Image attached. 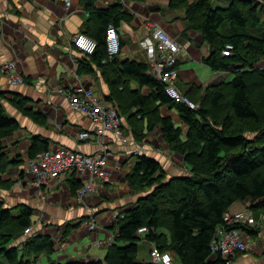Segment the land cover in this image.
I'll return each mask as SVG.
<instances>
[{"label": "trees", "instance_id": "1", "mask_svg": "<svg viewBox=\"0 0 264 264\" xmlns=\"http://www.w3.org/2000/svg\"><path fill=\"white\" fill-rule=\"evenodd\" d=\"M80 1L91 19V24L81 32L97 45L93 53L79 61L76 73L93 75L99 68L109 88L104 98L115 105L123 130L125 123L132 138L142 142L144 124L146 131L158 129L168 149L180 157L177 173L168 175L153 157L135 156L125 178L135 192L143 194L131 208L117 215L116 231L103 259L84 264H153L138 260L139 241L160 251L173 252L174 264H226L225 259L218 254L212 256L209 250L210 239L222 224L224 212L237 201L252 199L255 202L248 207L257 220L264 214V64L258 66L264 61V0H229L226 7L214 6L212 0H168L171 9H184L182 33L195 30L209 44L211 51L203 62L213 71L232 75L228 80L207 85L200 96L187 93L198 100L197 109L170 99L163 84L149 74L147 63L118 61L117 55L108 57L107 25L117 29L120 21H131L132 14L124 12L118 3L99 10L95 0ZM226 44L231 45L229 55L222 54ZM130 82L137 83L138 88L131 89ZM142 86L148 92L142 93ZM30 101L17 92L0 90L2 189H10L14 183L10 178L2 179V175L10 167L23 164L17 156L10 158L3 151V139L20 127L4 104L47 128V115L29 107ZM162 107L173 110L178 122L162 114ZM182 124L187 127L184 135ZM49 147V138L32 134L27 157H35ZM68 176L65 179L75 195L81 182L74 174ZM33 215L34 207L25 203L8 207L0 198V264H30L53 252L54 243L49 235L34 231L24 235V230L36 222ZM84 218L87 217H80L76 223L67 221L62 236H67ZM140 227L147 228L142 235L137 233ZM234 227L253 237L261 228L260 222L253 227Z\"/></svg>", "mask_w": 264, "mask_h": 264}, {"label": "crops", "instance_id": "2", "mask_svg": "<svg viewBox=\"0 0 264 264\" xmlns=\"http://www.w3.org/2000/svg\"><path fill=\"white\" fill-rule=\"evenodd\" d=\"M117 3L124 12L133 16L131 21H120L117 26L121 43L118 61L147 63L148 50L142 45V41L150 36L151 28L157 24L180 47L176 86L182 94L200 96L207 85L224 79V71H213L203 62L211 50L201 35L195 30L182 33L185 28L184 9H171L167 5L168 0L94 2L99 10H106ZM70 4L69 9H65L58 0H0V66L9 59H15L25 78L22 84L12 87L0 70V90L17 92L30 98L29 107L47 115V128H43L5 105L7 111L18 120L20 127L13 135L3 139V151L10 158L17 156L23 163L32 134L49 138L50 146L64 145L85 152H93L100 147L98 141L76 139L77 131H93L96 124L73 112L68 99L55 90L58 86L74 84L73 73L77 71L79 61L87 57L71 44V37L89 26L91 19L80 0H70ZM227 5L228 2L220 7ZM100 71L97 68L93 75H79L87 79V84L96 93L106 96L109 88ZM129 87L136 89L138 85L130 82ZM140 91L146 93L148 89L142 86ZM163 109L165 108H161L162 114L170 115L178 122L173 110ZM181 127L184 135L187 127L185 124ZM142 132L144 138L142 142H137L132 138L128 125L124 123L123 142L114 140L111 134H107L103 143L109 151L107 165L111 167L110 180L101 184L83 205L75 201L66 179L61 185L52 181L43 187L46 199L42 200L36 189L25 182L23 174L21 178H17L22 164L10 167L9 172L2 175L4 180H14L10 189L0 188V198L5 205L12 207L25 203L34 207L33 217L36 222L32 232L49 235L53 240V254L43 264H84L103 259L116 231L114 221L117 215L131 208L143 194L135 192L125 178L135 161L132 151L138 150L140 154L153 157L162 164L168 175L177 173L176 166H180V157L168 149L161 140L158 129L153 132L146 131L144 124ZM252 202V199L237 201L229 210H239L246 203ZM87 215L96 222L93 231L86 230L82 220L67 236H62L61 232L67 221L76 223L80 217ZM260 226L255 238L258 241L257 246L253 250L237 254L229 264H264V215ZM86 233L89 237L87 242L82 238Z\"/></svg>", "mask_w": 264, "mask_h": 264}, {"label": "built area", "instance_id": "3", "mask_svg": "<svg viewBox=\"0 0 264 264\" xmlns=\"http://www.w3.org/2000/svg\"><path fill=\"white\" fill-rule=\"evenodd\" d=\"M58 1L62 2L65 9H69L70 0ZM105 43L109 58L120 52L119 33L112 24H108L105 29ZM71 44L83 55L93 53L97 45L93 38L83 32L74 34ZM142 45L147 50L151 48L150 51L148 50V72L152 78L163 84L164 93L175 103H183L191 109H197L198 103L182 94L176 86L177 60L180 51L178 43L167 31L155 24L150 30V36L142 41ZM229 51H231V45L226 44L222 54L229 55ZM0 70L6 77L9 86L15 87L23 83V75L19 71L15 59H9L1 64ZM73 79V85L58 86L60 89L58 92L68 99L73 112L89 118L96 124L93 131L87 129L77 131L76 139L98 141L101 147L96 151L85 153L64 145L50 146L48 150L38 153L35 157H26L21 172L25 182L36 189L37 195L42 200L46 199L43 187L48 186L52 181L61 185L69 174H74L81 182V186L75 191V201L83 205L101 184L110 180L111 167L107 165L109 151L103 143L107 134H111L114 140L121 142L124 141V134L122 118L115 105L107 101L103 95L96 93L87 84L85 77H81L75 72ZM132 154L138 155L140 152L134 150ZM248 205L246 203L239 210L225 211L222 224L216 227L210 239L211 255L218 254L226 260V264H229V260L236 257L237 254L253 250L258 244L256 237L234 227V225L253 227L261 222L262 216L257 220ZM83 225L89 231L96 228L95 220L90 217ZM32 227H27L24 230L25 236L32 231ZM146 229V227H140L137 229V233L142 235ZM149 257L153 264H174L173 252L160 251L154 245H151L149 249ZM30 264H36V262Z\"/></svg>", "mask_w": 264, "mask_h": 264}, {"label": "rangeland", "instance_id": "4", "mask_svg": "<svg viewBox=\"0 0 264 264\" xmlns=\"http://www.w3.org/2000/svg\"><path fill=\"white\" fill-rule=\"evenodd\" d=\"M228 2V0H212V3H213V5H219V6H223V5H225V3H227ZM264 21V10H262V12H261V27H262V22ZM151 49V48H150ZM150 49H148L149 51H150ZM264 64V61H262V62H260L259 64H258V66L259 65H263ZM232 75L231 74H229L228 72H224V74H223V76H222V78H224V79H230V77H231ZM186 95V94H185ZM188 97H190L191 99H192V101L193 102H195V103H199L198 102V100H196V99H193L191 96H189L188 95ZM5 105V104H4ZM163 111H166V109H163ZM159 133V132H158ZM23 165V164H22ZM20 169H22V168H20ZM22 171V170H21ZM22 172H20L19 174H18V176H17V178L19 179V178H21L22 177V175H20ZM7 180V179H6ZM13 185V184H12ZM254 202L255 201H253L251 204H254ZM13 207V206H12ZM34 216V215H33ZM95 215H93V217H94ZM84 217H87V218H84L83 219V223L86 221V220H88V217H90V215H87V216H84ZM83 223H82V225H83ZM83 227H85L84 225H83ZM85 229L87 230V227H85ZM85 231V230H84ZM89 231V230H88ZM86 242L87 241H89V237L87 236V233H86V236H84V237H82ZM149 245L147 244V243H145V242H143V241H139L138 242V253H137V258H138V260L139 261H148V260H150V257H149V247H148ZM93 247H95V245H93ZM51 254H53V252L52 253H50V254H43V255H41L40 257H39V262L37 261V263L36 264H43V263H45V261H46V259L48 258V256L49 255H51Z\"/></svg>", "mask_w": 264, "mask_h": 264}, {"label": "water", "instance_id": "5", "mask_svg": "<svg viewBox=\"0 0 264 264\" xmlns=\"http://www.w3.org/2000/svg\"><path fill=\"white\" fill-rule=\"evenodd\" d=\"M5 105L7 106V107H9V108H12L11 106H9L7 103H5ZM5 106V107H6ZM99 149V148H98ZM83 152H85V151H83ZM85 153H90V152H85Z\"/></svg>", "mask_w": 264, "mask_h": 264}, {"label": "bare ground", "instance_id": "6", "mask_svg": "<svg viewBox=\"0 0 264 264\" xmlns=\"http://www.w3.org/2000/svg\"><path fill=\"white\" fill-rule=\"evenodd\" d=\"M5 78H6V77H5ZM55 90H56V91H60V89H59L58 87H55Z\"/></svg>", "mask_w": 264, "mask_h": 264}, {"label": "clouds", "instance_id": "7", "mask_svg": "<svg viewBox=\"0 0 264 264\" xmlns=\"http://www.w3.org/2000/svg\"><path fill=\"white\" fill-rule=\"evenodd\" d=\"M164 30H165V29H164ZM165 31H166V30H165ZM79 32H81V31H79ZM119 42H120V41H119ZM120 49H121V48H120ZM119 53H120V52H119ZM119 53H118V54H119ZM118 54H117V55H118ZM177 61H178V60H177ZM147 64H148V63H147ZM187 97H188V96H187ZM188 98H189V97H188ZM189 99H190V98H189Z\"/></svg>", "mask_w": 264, "mask_h": 264}]
</instances>
